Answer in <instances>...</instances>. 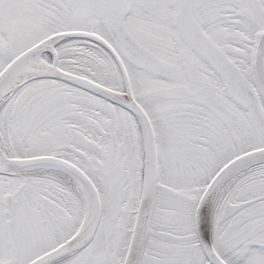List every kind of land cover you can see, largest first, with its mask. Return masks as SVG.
Listing matches in <instances>:
<instances>
[{
    "label": "snow or ice",
    "instance_id": "6c2138e0",
    "mask_svg": "<svg viewBox=\"0 0 264 264\" xmlns=\"http://www.w3.org/2000/svg\"><path fill=\"white\" fill-rule=\"evenodd\" d=\"M0 264H264V0H0Z\"/></svg>",
    "mask_w": 264,
    "mask_h": 264
}]
</instances>
